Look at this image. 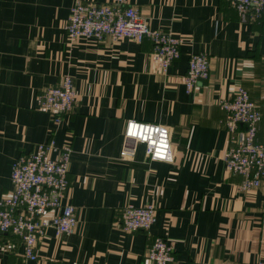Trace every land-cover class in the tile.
Instances as JSON below:
<instances>
[{"label":"crops","instance_id":"obj_1","mask_svg":"<svg viewBox=\"0 0 264 264\" xmlns=\"http://www.w3.org/2000/svg\"><path fill=\"white\" fill-rule=\"evenodd\" d=\"M75 1L0 0V198L13 192L14 162L53 137L73 147L63 202L78 219L71 234L47 227L37 260L24 256L18 236L0 232V264H151L146 254L159 236L173 245L177 264L264 260V179L243 191L242 176L227 170L220 106L246 88L262 114L264 144V15L243 17L227 0H129L152 28L183 39L164 73L150 38L72 40L66 26ZM195 53L209 56L210 76L189 92ZM66 75L75 106L56 124L37 98ZM130 119L167 126L174 161L150 160L142 143L122 157ZM128 204L157 208L148 231L122 229Z\"/></svg>","mask_w":264,"mask_h":264},{"label":"built area","instance_id":"obj_2","mask_svg":"<svg viewBox=\"0 0 264 264\" xmlns=\"http://www.w3.org/2000/svg\"><path fill=\"white\" fill-rule=\"evenodd\" d=\"M227 1L243 17L264 15V0ZM66 29L72 40H104L109 37L141 42L150 38L154 44L152 57L164 73L180 57L183 42L170 31L152 28L129 0H112L111 3L76 0ZM209 76V56L206 53L193 54L185 76L187 90L194 91ZM75 101L76 90L69 75L64 76L59 85L44 89L37 98L39 109L51 113L56 124L73 110ZM220 106L226 111L225 124L230 139L224 158L227 170L242 176L241 190L257 188L264 179V144L257 141L261 111L244 87H239L231 98L221 100ZM125 137L127 145L121 151L122 157L133 156L136 144L142 143L150 160L174 161L172 137L167 126L130 119ZM72 152L71 144L57 145L51 137L13 164V192L0 198V232L18 236L24 243V256L28 259H38L37 245L45 236L47 227L53 226L58 234L75 231L78 223L76 208L63 202L71 184ZM156 220L157 208L153 204H128L121 215L120 225L128 232L148 231ZM146 256L151 264H177L174 247L165 237L154 238ZM256 264H264V260L258 259Z\"/></svg>","mask_w":264,"mask_h":264}]
</instances>
